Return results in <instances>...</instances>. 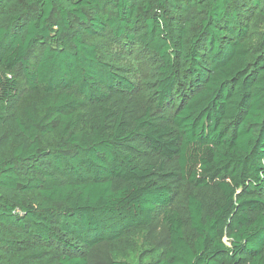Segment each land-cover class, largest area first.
Wrapping results in <instances>:
<instances>
[{"label":"trees","instance_id":"obj_1","mask_svg":"<svg viewBox=\"0 0 264 264\" xmlns=\"http://www.w3.org/2000/svg\"><path fill=\"white\" fill-rule=\"evenodd\" d=\"M101 246L264 264V0H0V264Z\"/></svg>","mask_w":264,"mask_h":264},{"label":"rangeland","instance_id":"obj_2","mask_svg":"<svg viewBox=\"0 0 264 264\" xmlns=\"http://www.w3.org/2000/svg\"><path fill=\"white\" fill-rule=\"evenodd\" d=\"M122 64L131 70V72L128 73V76L137 83L150 78V71H148L146 67L137 63L136 60H124ZM150 230L154 243L162 244L166 237L162 224L155 223ZM107 251L108 250L105 246H101L93 251L91 254V264H106L108 260Z\"/></svg>","mask_w":264,"mask_h":264}]
</instances>
